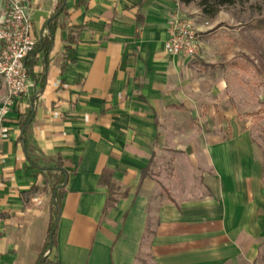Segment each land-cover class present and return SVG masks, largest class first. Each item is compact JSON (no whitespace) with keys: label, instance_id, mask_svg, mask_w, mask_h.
Returning <instances> with one entry per match:
<instances>
[{"label":"crops","instance_id":"1","mask_svg":"<svg viewBox=\"0 0 264 264\" xmlns=\"http://www.w3.org/2000/svg\"><path fill=\"white\" fill-rule=\"evenodd\" d=\"M57 3L28 0L36 41ZM175 12L204 29L200 10L178 0H65L46 64L36 57V82L29 79L28 95L0 117V264H35L41 254L52 191L63 179L44 169L58 163L66 180L48 251L53 264H137L139 257L237 264L255 257L264 189L249 145L206 146L196 190L180 177L183 162L164 167L159 159L172 141L162 120L185 106L174 91L175 63L189 58L165 51ZM3 96L0 87V109ZM108 180L116 201L104 211ZM33 187L24 202L21 193Z\"/></svg>","mask_w":264,"mask_h":264},{"label":"rangeland","instance_id":"2","mask_svg":"<svg viewBox=\"0 0 264 264\" xmlns=\"http://www.w3.org/2000/svg\"><path fill=\"white\" fill-rule=\"evenodd\" d=\"M4 6L0 0V15ZM201 22L200 32L193 24L201 44L198 54L175 63L174 91L185 106L162 120L161 131L172 141L163 143L161 165L183 162L180 177L196 190L206 146L234 141L240 149L249 145L261 164L264 189V28H257V22L264 23V0H247ZM0 87L4 89L1 77ZM5 94L4 89L2 103ZM154 158L149 167L157 165ZM258 216L257 225L264 230L263 209ZM255 248L254 258L237 264H264V234L255 239ZM142 263L150 264L139 257L137 264Z\"/></svg>","mask_w":264,"mask_h":264},{"label":"built area","instance_id":"3","mask_svg":"<svg viewBox=\"0 0 264 264\" xmlns=\"http://www.w3.org/2000/svg\"><path fill=\"white\" fill-rule=\"evenodd\" d=\"M167 29L166 53L188 58L198 54L199 38L189 19L175 12L168 18ZM35 42L28 0H5L0 15V77L6 94L0 117L7 113L13 100L27 96L32 87L23 61Z\"/></svg>","mask_w":264,"mask_h":264},{"label":"trees","instance_id":"4","mask_svg":"<svg viewBox=\"0 0 264 264\" xmlns=\"http://www.w3.org/2000/svg\"><path fill=\"white\" fill-rule=\"evenodd\" d=\"M64 2L65 0H58L54 13L45 23L46 35L42 37L40 40L35 42V44L33 45L32 51L28 53L27 56L24 58L23 65H24L25 75L28 79H32L34 82H36V77L34 75L33 69L35 65L37 64L36 57L39 54H42L44 62L46 64L47 57L53 46L55 32L57 29V21L59 17L64 13V10H65ZM178 2L179 4L183 6L194 4L200 10V13L204 18L214 19L221 10L234 7L236 5H243L247 2V0H178ZM257 28H264V23L257 22ZM67 40L70 43L74 42V36L72 33H69ZM33 101L34 99L32 100V102ZM33 114H34V108L31 105L28 108V112L25 115H23V120L21 124L22 135H24V133L26 132L32 120ZM21 141L24 142L22 138H21ZM44 170L62 172L63 179L60 181L58 180L57 187H55L52 191L53 205H52V210H51V219H50V223L48 227L47 238H46L43 250L41 254L39 255L38 259L36 260L35 264H53L48 260V251L52 249L55 244L57 220H58L59 211H60L59 205L62 199V195H63L62 190L64 188V184L66 180L65 178L66 173L61 168L60 163H58V165L54 168L44 169ZM106 185L108 188L109 195L107 197L104 211L112 208L116 201V198L114 197L115 187L111 184L109 180L106 181ZM36 191H37V187H33L28 192H22L21 198L23 199L24 202H27L29 196L32 194H35Z\"/></svg>","mask_w":264,"mask_h":264},{"label":"water","instance_id":"5","mask_svg":"<svg viewBox=\"0 0 264 264\" xmlns=\"http://www.w3.org/2000/svg\"><path fill=\"white\" fill-rule=\"evenodd\" d=\"M64 4H65V2H64Z\"/></svg>","mask_w":264,"mask_h":264}]
</instances>
